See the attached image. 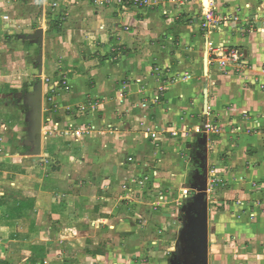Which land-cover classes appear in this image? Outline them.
<instances>
[{"label": "crops", "instance_id": "0c3cea01", "mask_svg": "<svg viewBox=\"0 0 264 264\" xmlns=\"http://www.w3.org/2000/svg\"><path fill=\"white\" fill-rule=\"evenodd\" d=\"M9 1L0 56L23 42L22 56L42 66L22 88L0 69V264H184L175 247L190 223L180 210L191 207L182 191L193 160L221 179L210 264H264V0H219L227 22L208 35L206 0H51L48 15L41 0L38 42L33 19L9 16L20 0ZM53 16L73 23L52 30ZM210 41L243 51L245 70L221 68ZM16 92L17 103L1 102ZM36 94L52 102L39 126L28 121L39 118ZM206 118L222 131H199ZM77 125L95 131L86 138Z\"/></svg>", "mask_w": 264, "mask_h": 264}, {"label": "rangeland", "instance_id": "374dc122", "mask_svg": "<svg viewBox=\"0 0 264 264\" xmlns=\"http://www.w3.org/2000/svg\"><path fill=\"white\" fill-rule=\"evenodd\" d=\"M11 1L15 2V0H10L9 3ZM64 1L67 2L68 5L76 4L78 2V1H75V0H70V1L69 0H62V1L60 0L58 3H62ZM89 1H91L90 4H92V0H89ZM93 1H94V5L97 6L98 8L102 7L104 5V3L107 2V0L106 1L105 0H93ZM139 1L144 3V4H146V5H149L152 0H139ZM216 1H217L216 4H218L219 0H216ZM25 2H26V4H25ZM47 2H48L47 3V7L50 8L48 10V13H46L48 15L49 13H51L54 10L52 7L57 6V5H54V3L52 2L53 6L50 7V5L48 6V4L51 2V0H47ZM115 2H117V0H115ZM153 2H155V1H153ZM56 3H57V0H56ZM16 5H17L16 6L17 8H14L12 11H14V13H16V12L17 13L16 14H13V13L10 14L9 13V16L12 15L14 18H16L18 15L23 16V14H27L29 19L30 18L33 19V23L35 22V24H33L34 26L32 25L33 32L29 36H30V39H32V41L38 42V40H40V37H42V34L41 33L39 34L40 31H42L43 37H44V35H46V33H45L46 30H44V27H40V30H39V27H38L39 24H40V18H41V20H43L42 14L44 13V10L46 9V7H45V9H43V4L41 3V0H24V1L20 0ZM150 5L153 6V4H150ZM18 6H19V8H18ZM26 6H29V7L25 8ZM44 6H45V4H44ZM206 10H205L204 13H206ZM216 13H217V10H216ZM203 16H204V14H203ZM203 16H202V20H201V27H202V21H203V18H204ZM53 18L54 19H52L51 21L48 18V20H49L48 23L50 24L52 30H53V28L56 27V22H55L56 19H59L57 21H59V22H61L63 24V29L70 28V25L73 23V22L70 21V19H67V20L65 19L64 20L62 17L59 18V16H53ZM68 18H69V16H68ZM218 20H219V23L216 24V25H218L217 28L222 26L221 25L222 23L226 24V22H227L224 18L223 19L218 18ZM27 23H29V22L27 21ZM16 24L19 25V27H17L16 30L19 31L18 35L20 37L21 35H23V33L21 31L25 30L26 26L27 25L29 26V24H26V22H22V21H20V24L15 23V25ZM46 25L49 27V25L47 23H46ZM58 25H59V23H58ZM12 26H13V24H12ZM202 29L203 30L205 29L204 31H205V33L207 35L210 34V32H212L213 30H215V29H212V28H208V29L207 28H202ZM49 34H50V32H49ZM22 39H23L22 41H25L24 37ZM53 40H54V38H52L50 40L51 47H55L54 45H56L55 41H53ZM13 41H16V43H17L18 38L15 37V39H13ZM6 42H9V41H6ZM13 45H14V42H13ZM22 45L24 47L23 42L20 44L19 47H17V45L15 44L14 48H12V50H11L12 54H13L12 57L7 56V53H8L7 47L2 45V48H3L5 54H4V56H0V69L3 70V69L6 68L8 70L7 80H9L10 83H12V85H14L17 88H22L21 86L25 85L27 80L36 79L37 76L39 75V71H40L39 69L42 66L40 63H38L34 59V55L30 59H25L24 56H22V54H21L23 52L22 51ZM49 49L51 50L52 48H49ZM207 50H208V48H206V51ZM38 54L40 55V53H38ZM35 56H37V55H35ZM212 59H215V57H213ZM244 67H245V64H243L240 68L237 67V66H234V73L239 72V70H240V72L244 71L245 70ZM155 73L157 74V76H164L167 73V71L164 70V69L157 68V69H155ZM63 82L66 83L67 81L63 80ZM166 82L171 84V80H166ZM37 85H39V84H37ZM40 85H41V83H40ZM66 87L67 88L69 87L68 82H67ZM166 87H168V85H166ZM22 95L23 94L16 92V93H13L12 96L7 95V97H4L3 98L4 100H2L1 102L9 101L10 103L12 102V104H14V103H17L19 97L23 98ZM32 96H33L34 100L39 102L38 112H37V110H35V114H38L39 115L38 117H40L42 115V123H44V119L47 120L50 117V116H46V117L44 116V113H43L45 111L44 105L45 104L48 105L49 103H52V102L50 100H45V99H42L43 100V102H42L41 99L39 97H37V94L36 95H32ZM85 110H87V109L85 108ZM90 111H91L90 114L92 115L93 114L92 111H95V110L91 109ZM87 114H88L87 112H84V115H87ZM37 120H38V118L36 117V115H35L34 118H28V121H37ZM208 122L216 123L214 120H209L208 118H206L203 121V124H201L200 127H198L199 131H202L203 129L206 130L204 128L205 127L204 124H206ZM88 127H89L88 125L87 126H85V125H81V126L77 125V126H74V129L72 131L73 132H81L82 135H84L82 133V132H84L85 136L87 135L86 138H88V137H91L92 132L95 131L94 128L90 129ZM175 131L177 132L178 135H180L179 129H175ZM206 131H208V130H206ZM185 134H188V132L185 131ZM171 135H172V133H171ZM77 138L79 139L78 136H77ZM83 139L85 140V137ZM131 161L133 162V159ZM193 164H194L192 166L193 169H190L189 181L187 182L188 184L186 185V187H184L186 189H183V191H182L183 195H184V197H189L190 204H192L194 202V199L197 196H201L203 194H206L207 198H208V204L210 206L211 203H214V202H210V200L214 201L215 195H217V192L215 191V189H216L215 184H218L221 179L219 178L217 181H215V178L213 176H211L212 179H213V182L210 181L209 177L205 178V182H202L201 178L204 177L205 175H207V169H205L204 165H202V163H200L198 160H195V161L193 160ZM204 169L206 171L205 174H204ZM215 170H216V168H215ZM204 185H206V187ZM122 186H123L122 188L124 190L123 193H122V195H123L122 197H127V198L132 197L133 195H130L131 191L128 192V186L129 185L127 184V180L122 184ZM145 189H147V188H145ZM152 189H154V188H152ZM209 197H211V199ZM173 207L175 209V207H177V206H173ZM192 213H193L192 209L190 207H188V206H185V207H183V209L180 210V216L184 220H188L189 219V215L192 214ZM175 257L177 258V257H179V255L176 254Z\"/></svg>", "mask_w": 264, "mask_h": 264}, {"label": "water", "instance_id": "95a60500", "mask_svg": "<svg viewBox=\"0 0 264 264\" xmlns=\"http://www.w3.org/2000/svg\"><path fill=\"white\" fill-rule=\"evenodd\" d=\"M41 98V96H39ZM42 124V115L38 118V125ZM207 175L201 178L205 182ZM206 187V185H204ZM194 214L189 215L183 235L176 244L175 252L184 264H210V226L209 204L206 194L197 196L191 204Z\"/></svg>", "mask_w": 264, "mask_h": 264}, {"label": "built area", "instance_id": "2783aa9c", "mask_svg": "<svg viewBox=\"0 0 264 264\" xmlns=\"http://www.w3.org/2000/svg\"><path fill=\"white\" fill-rule=\"evenodd\" d=\"M208 3H209V7H208L206 13H204V16H203L204 18L202 21V28L216 29L218 26L216 24L219 23L217 13H216L217 1L216 0H208ZM208 46H209L208 50H209L210 54L212 56H215V58L218 60L220 67L223 69H226L229 66H237L240 68L243 64H245V60H244L245 55H244L243 51L238 50L236 48L233 49L229 46V44L215 45L213 42L210 41ZM204 126H205L204 128L206 130L211 131L215 134H219L222 131V128L220 126H218L216 123L208 122V123L204 124ZM166 133L167 134L172 133L173 137L178 136L175 129L173 131H167ZM152 138L153 139L157 138V134L155 132L152 133ZM130 160H132V159H130ZM211 173H212V176L215 178V181H217L219 179V177H217L216 170L213 169L211 171Z\"/></svg>", "mask_w": 264, "mask_h": 264}, {"label": "bare ground", "instance_id": "6f19581e", "mask_svg": "<svg viewBox=\"0 0 264 264\" xmlns=\"http://www.w3.org/2000/svg\"><path fill=\"white\" fill-rule=\"evenodd\" d=\"M206 2H207V9H208V7H209V3H208V0H206ZM207 11V10H206Z\"/></svg>", "mask_w": 264, "mask_h": 264}]
</instances>
